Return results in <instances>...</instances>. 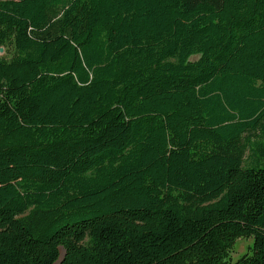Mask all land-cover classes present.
I'll return each instance as SVG.
<instances>
[{
    "label": "trees",
    "instance_id": "16d2710c",
    "mask_svg": "<svg viewBox=\"0 0 264 264\" xmlns=\"http://www.w3.org/2000/svg\"><path fill=\"white\" fill-rule=\"evenodd\" d=\"M1 47L0 264H264V0H0Z\"/></svg>",
    "mask_w": 264,
    "mask_h": 264
},
{
    "label": "rangeland",
    "instance_id": "374dc122",
    "mask_svg": "<svg viewBox=\"0 0 264 264\" xmlns=\"http://www.w3.org/2000/svg\"><path fill=\"white\" fill-rule=\"evenodd\" d=\"M0 54H4V52L0 53ZM252 244H253V239L252 238H249V239H247V238L238 239L235 242L234 247L230 251V259H231V261H236L243 254L249 252L250 251V247L252 246ZM63 252L64 251L61 250L62 254H63Z\"/></svg>",
    "mask_w": 264,
    "mask_h": 264
},
{
    "label": "water",
    "instance_id": "95a60500",
    "mask_svg": "<svg viewBox=\"0 0 264 264\" xmlns=\"http://www.w3.org/2000/svg\"><path fill=\"white\" fill-rule=\"evenodd\" d=\"M4 52V49L1 47L0 48V53H3Z\"/></svg>",
    "mask_w": 264,
    "mask_h": 264
}]
</instances>
